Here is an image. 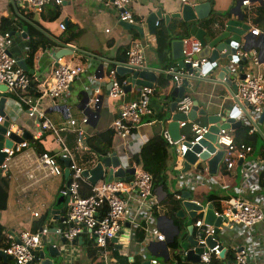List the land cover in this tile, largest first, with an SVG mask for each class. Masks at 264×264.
<instances>
[{
    "label": "crops",
    "instance_id": "0c3cea01",
    "mask_svg": "<svg viewBox=\"0 0 264 264\" xmlns=\"http://www.w3.org/2000/svg\"><path fill=\"white\" fill-rule=\"evenodd\" d=\"M131 1V10L135 21L138 23L137 26L143 29L144 39L146 40L140 39L138 34L136 36L133 30H124L119 25L120 22L118 21L116 10L110 4L101 3L98 0H63L62 4L57 7L54 4L47 5L41 13H29L24 6H20L16 2L12 4L10 0H0V20L8 18L18 28L16 31L8 32L12 36V42L8 48L9 54L25 64L29 49V27L52 41L55 45L53 48H48L44 52L39 53L33 67L27 68L36 79H43L49 74L54 63V54L60 50L59 46L54 42L58 40L52 35H60L64 39L69 36L73 37L74 39L71 43L58 42L81 51L73 52L71 55L61 58L63 63L83 68L82 73L71 84L69 92L63 99V105L51 107L47 101L43 100L39 102L38 108L45 112L46 118L55 126L65 128L60 131V137L66 147L73 152L76 163L83 170H85L86 164L83 158L88 153V147L86 145L87 149L83 152H74L77 136L66 122L69 119L74 120L77 123L76 127L83 129L87 140L88 137L109 129V125L116 118L122 102L137 99L139 91L137 87L125 93V96L121 99L110 98L107 90V86L110 84L109 72L116 68L115 64H122V59H126L127 50L135 41H147L145 67L159 72L155 74V83L152 88L154 91L152 96L154 116L166 109L165 89L159 86L158 83L168 75L161 65L156 62L154 38L148 32L146 20L150 14L157 11H161L162 16L177 13L183 3L177 0ZM240 1L187 0V3L193 6L209 3L211 9L208 19H211L212 23L209 26H205L202 23L204 20L192 25L197 26V28H203L206 31L210 29L211 25L220 26L221 22H219L218 15L227 13ZM245 1L248 2L247 5L242 4ZM55 8L60 10L56 26L54 24L55 21H43L50 11L52 12ZM241 12L244 15V23L249 25L252 30L256 29L259 31L257 36L251 35L257 42L252 41L250 48L252 49L251 52H254L256 58L261 62L259 71L264 75V25L255 27L254 23L264 13V0H242ZM64 20H68V26L62 30L60 26H64ZM173 20L175 19H171L169 24ZM160 21L164 22V20ZM38 23L45 28L40 27ZM2 35L3 33L0 31V38ZM193 36L194 34L188 39L195 40ZM82 52L88 53L92 57ZM247 67L249 66H246L244 71ZM208 69H210L208 63L202 67V72L208 78L207 85H204L203 81L200 80H188L190 87L185 90V96L192 103L197 102L199 108L206 111V116H199L193 124L209 125L208 116H223V111H230L237 107L235 104L236 100L242 102L237 98V89L233 91L221 81V84H219V81L216 80L218 72L216 68L213 69V72L207 73ZM233 84L237 88L239 83L234 81ZM95 90H98L96 95L93 93ZM85 92L89 96L86 103L82 101L85 97ZM94 97L99 100L97 109L93 108L90 103V100ZM2 98L6 99L5 112L10 117L9 127L11 126L14 131L17 128L21 129L22 136L27 134V136L31 137V140L25 139V146L21 147L20 152L15 153L13 158L8 161L7 167L2 169L1 177H6L9 180V189L7 209L0 212V228L3 229V234L6 236L17 237L22 231L32 230V225L38 219L42 216H47L49 218L48 224H50L48 226L49 231L58 230L60 223L53 220L50 215V207L61 197L60 191L65 187L63 173L60 176H52L46 170L36 169L33 160H27L28 157L25 155L36 156L42 152H48L59 159L61 158L60 145L56 143L53 137L54 141H51V134L48 137H45L44 132L41 135L38 134L37 119L27 117L26 109L18 101L15 92L12 90L0 91V99ZM169 98L171 102L167 112V115H169L168 121L162 122L153 118L151 122L137 126L127 140L114 138L112 152L109 157H117L119 162L118 169H129L131 167L129 160L140 151L150 138L167 133V126L173 115L170 105L174 102L171 96ZM244 112L249 114L251 122L245 118ZM84 117L88 118L86 124L81 122ZM260 118L261 115L254 114L252 110L248 109V106L243 105L241 107V113L236 118V121L241 122L240 128H250L257 134L259 130L262 137L258 134L257 148L251 151L244 161L237 162L231 170L225 169L222 172V166L219 164L216 173L211 175L208 171L207 162H202L200 167H206L207 172L203 170L200 172L197 170L198 168L195 169L192 166L187 173H182L184 160L177 159L175 151L184 141L182 140L176 146L171 147L167 163L166 192L173 195L175 200L180 202V208L176 213L182 224L175 223L171 216L167 215L169 209L160 204L166 199V192L159 188L153 190L152 200L157 207L154 209L155 212L147 209L137 211L136 204L131 203L123 221L118 243L113 244L120 254V258L116 259V264H134L138 260L140 264L147 260H155L157 264H189V262L180 261L175 254L176 249L171 246L176 238L177 229L179 238H187L189 235L187 227L194 224V220L189 219L188 213L182 207V203L186 201L187 194L191 196V200L202 204L204 207L210 205L204 198L208 195H214L221 199L223 209L226 208V203L231 198H241L248 203L256 205L264 212V188L259 184L264 170H256L258 164L264 159L259 151V147L264 145V122L259 123ZM193 124L187 123L183 128H180L181 139L191 136ZM98 162L99 160L94 157V163ZM60 166L64 170L63 166ZM110 169H106V180ZM30 175L33 178H30ZM191 176H196L201 182L193 190L182 184L183 180H188ZM176 196H180V198L177 199ZM180 211L183 212V217H180ZM32 213H38L39 218L32 217ZM134 216L137 218V223L133 222ZM199 216L203 219L202 212H199L196 218ZM126 225H129L128 229H126ZM182 226H185V229H182ZM249 232L240 225L222 223L221 234L218 239L222 248L226 250L224 258L228 259L240 246L246 245L248 242L264 239V223L255 225ZM157 234L164 237L163 241H156L155 236ZM120 247H122L121 250L119 249ZM72 250L73 255L68 264H90L87 254L83 255L86 250L84 246L78 245L77 248ZM138 252H143L144 259L136 255ZM53 258L56 257H50L45 252L46 260L53 262ZM259 262L260 259L257 260V263ZM0 264H10V261L0 259ZM191 264L194 263L191 262Z\"/></svg>",
    "mask_w": 264,
    "mask_h": 264
},
{
    "label": "built area",
    "instance_id": "2783aa9c",
    "mask_svg": "<svg viewBox=\"0 0 264 264\" xmlns=\"http://www.w3.org/2000/svg\"><path fill=\"white\" fill-rule=\"evenodd\" d=\"M20 6H24L29 13H41L49 4L60 6L63 0H14ZM101 3L110 4L118 14L119 22H127L137 25L134 15L131 10V0H98ZM183 4L187 0H177ZM247 5L248 2L242 3ZM159 22L155 24L157 27ZM65 29L63 25L60 26ZM251 34L257 36L259 31L251 29ZM143 40H146L143 38ZM183 41V64L189 65L191 70H199L205 66L208 61L205 58H198L200 45L196 40L184 39ZM12 36L6 32L0 38V86H5L7 90H12L16 93L18 101L25 107L27 117L36 118L39 124V135L45 131L53 134V137L60 145L61 158L70 160V187L69 195L65 187L60 191L61 197H68L69 201L64 215L63 230L49 231L48 225H44L37 232L31 230L22 231L17 237L7 236L9 245L2 250L7 256L12 258L10 264H32L35 259L39 260V252L43 250V242L48 246H52L59 252V264H68L72 258L74 248L78 245L87 247L91 243L94 248L95 257L99 264H116V258L111 256L110 248L113 247V240L116 235L121 233L123 221L129 210V205L135 203L137 211L140 209L157 208L152 200L153 188L152 178L138 166L132 165L130 168L134 170V175L129 179H112L102 180L95 185H91L87 178L82 176L83 168L75 161V155L69 150L64 141L60 137V131L64 127H57L51 123L45 116V112L38 108L40 101H47L49 106L58 107L63 105V99L69 92L71 84L82 73L83 68L80 66H72L61 62V58H55L49 74L43 79H36L32 73L24 70L19 63V60L9 54L8 48L11 45ZM147 41H135L126 52V66L134 69H144L145 67V49ZM248 54L238 53L239 57L249 59V67L244 71L245 79L239 82L237 86V98L247 103L251 110L256 115H262L264 110V75L259 71L260 62L256 58L254 52ZM168 76H171L174 85L177 88L181 86V81L184 77H191L193 74L186 70H177V65L165 70ZM115 68L109 72L111 88L109 96L112 99H121L125 96L123 84H120L116 78ZM199 78L203 84L207 85V77L202 71L199 73ZM32 84H36V92L39 94L36 100L28 97ZM138 97L136 100L122 102L119 106L116 118L110 123L111 129L115 138L119 140H127L132 134V131L143 123H149L154 118V110L152 108V88H138ZM98 94V90L93 92ZM93 108L97 109L98 98L94 97L90 100ZM191 100L188 97H183L178 101L177 112L188 114L191 108ZM0 119V123H1ZM82 124L88 122V118H83ZM66 124L75 131L77 136L76 148L74 152H83L86 150V134L83 129L77 128L76 122L72 119L67 120ZM186 125L185 122L180 123V128ZM14 132L17 136H22V130L17 128L15 131L8 128L5 137H10ZM191 140L188 141L191 146L198 143L204 136L210 133L209 125L193 124L191 130ZM254 132L253 130L250 131ZM167 143L174 147L179 142L174 143L167 133L164 135ZM180 141V142H181ZM216 143L223 148V156L220 162L222 167L231 170L239 161H244L246 156L251 152L249 147L245 145H237L234 143L231 131L221 130L216 135ZM25 146V142L21 144H13L11 149H4L7 153L2 169L7 167L8 161L11 160L15 153L20 152L21 147ZM188 147L181 143L175 151L177 159H183ZM27 160H33L36 169L46 170L49 175L60 176L63 173L62 167L57 164L55 155L48 152H42L36 156L25 155ZM29 160V161H30ZM26 161V162H29ZM207 172V168H201ZM257 171L264 170V159L256 167ZM30 178H33L30 175ZM34 181H36L34 179ZM37 182V181H36ZM87 183L91 190L85 198L79 195L80 183ZM201 183L199 178L191 176L188 180H183L182 184L189 189L197 188ZM177 199L180 196H176ZM263 199V198H262ZM199 204L198 202H196ZM217 217L223 218V223L235 224L244 227L247 232L252 227L260 224L264 220V212L256 205L248 203L241 198H231L226 203V208L222 212L215 213ZM32 217L39 218L38 213H32ZM133 222L137 223V218L134 216ZM196 230L195 240L198 245L204 246V249L199 257V262L196 264H211L212 260L221 261V264H264V239L260 241H251L246 245L240 246L231 257L221 258L222 246L219 242L220 233L215 235L214 228L206 225L203 219L194 222ZM222 226V225H221ZM250 234V232H249ZM212 236L215 245L212 248L206 246V238ZM128 238V237H127ZM64 239V242L62 240ZM79 239L81 243H79ZM156 241H163L164 237L160 234L155 236ZM137 256L144 259L143 252L136 253ZM260 262L257 263V260ZM152 264H157V261L151 260ZM41 260L37 264H42ZM189 264L191 262L189 261Z\"/></svg>",
    "mask_w": 264,
    "mask_h": 264
},
{
    "label": "water",
    "instance_id": "95a60500",
    "mask_svg": "<svg viewBox=\"0 0 264 264\" xmlns=\"http://www.w3.org/2000/svg\"><path fill=\"white\" fill-rule=\"evenodd\" d=\"M12 4L15 3L14 0H10ZM242 1V0H241ZM241 1L234 8L230 9L225 14H219L220 26L211 25L210 29L206 31L203 28H197L196 33L194 34V39L200 45V52L198 53V58L208 59V72H213L214 68L218 70L216 80L219 81V84L223 82L224 85L231 88L233 91L236 90L233 82L237 81L238 83L245 79L244 68L249 65V59L246 57H239L238 53L248 54L250 57L251 52V42H257L254 37H251V27L244 23V15L241 12ZM211 13L209 3H202L196 6L185 3L182 4L180 11L171 15L162 16L161 11L150 14L146 20L148 27V32L150 35H154L156 31L155 24L160 20H164L165 24L168 25L171 19L181 20L185 24H194L198 21L206 20L209 18ZM119 25L126 31H135L139 35L140 39L144 38L143 29L137 25L129 24L127 22H120ZM68 26V20H64V27ZM15 34V33H12ZM25 36V34H23ZM60 50L54 54L55 58H63L65 56L71 55L73 52H81L71 46L63 44L58 41H54ZM171 56L173 61L176 62L177 70L182 69L190 71L193 75L191 77H184L181 81V86L179 88L174 85L170 96L174 99V102L170 105L171 120L167 126V134L172 139L174 143L181 141L180 133V123L185 122L193 124L197 121L199 116H206V111L199 108L197 102L191 103V108L188 114L176 113L178 101L185 97V90L189 88L188 80L202 81L199 78V73L202 71V68L199 70H191L189 65L183 64V41L174 40L170 45ZM240 49V50H239ZM240 52V53H241ZM83 53V52H82ZM87 56L92 57L88 53H83ZM20 66L27 70L24 62L19 61ZM261 63V62H260ZM116 74L125 79V85L123 90L125 93L129 92L132 88H153L155 83V74L159 73L154 69L144 68V69H134L126 66L125 64H115ZM31 73V72H30ZM221 81V82H220ZM111 88V83L107 86L109 91ZM0 91H7L5 86H0ZM109 93V92H108ZM89 96L85 92V97L82 101L85 103L88 102ZM236 108L230 111H223V116L221 115H212L207 117L208 124L210 126V133L203 137L195 145L191 146L188 141L182 142L184 145H187L188 150L183 156V169L182 173H187L193 166L195 169L200 167L202 162H207L208 171L211 175L216 173L217 167L219 166L222 156L223 148L216 143V135L221 130L226 131H236L240 128L241 122L236 121V118L241 113V107L248 106L246 102L235 101ZM6 99H0V177L2 174V165L7 158V153L4 152V149H11L13 143L21 144L24 140H31L30 136L24 134L22 137L17 136L14 132L11 133L10 137L6 138V132L10 125V117L5 112ZM248 109L251 110V107L248 106ZM175 112V113H174ZM245 118L251 122V118L247 112L243 113ZM264 122V110L261 115L260 122ZM38 125L39 122L37 121ZM255 127H257L255 125ZM258 134L262 137L261 133L258 130ZM57 164L62 165L63 170V179L65 182V188L67 190V195H69V187L71 180L70 176V160L68 158H57L55 157ZM119 162L117 157H106L96 163L91 169H85L82 172V176L88 179V182L91 185L97 184L99 181H102L106 177V169H110L109 176L107 180L112 179H124L130 178L134 175V170L129 169H118ZM117 169V170H115ZM115 170V171H114ZM68 197H60L56 202L50 207V215L53 220L58 221L59 229L63 230V222L65 220L64 215L67 209ZM183 209L188 213L190 220H195L199 212L203 213V221L206 225L212 226L214 228L215 235L220 233V227L223 223V218L216 216V211L213 206L210 204L204 207L202 204H197L195 201L191 200V196L187 194L186 201L182 203ZM180 217H183V212L180 211ZM264 223V220H263ZM126 229L129 228V225L125 226ZM177 229V228H176ZM188 237L179 238V231L177 229L176 238L174 240L176 244V256L182 262H192L194 264L199 262L200 254L202 253L204 246L198 245L194 232V225L187 227ZM121 233L116 235V238L113 242H117ZM64 242V239L62 240ZM79 243L81 240L79 239ZM215 241H213L212 236L206 238V246L209 248L214 247ZM120 250L122 247L119 248ZM225 249L222 248V254L220 257L223 259L225 254ZM45 252L49 254L50 257L59 258V252L56 248L52 246L47 247V251L40 250L39 260L42 264H54L51 260L45 259ZM0 259L12 261L10 256H7L3 251H0ZM38 259H35L32 264H37ZM141 264H152L150 261H144Z\"/></svg>",
    "mask_w": 264,
    "mask_h": 264
},
{
    "label": "trees",
    "instance_id": "16d2710c",
    "mask_svg": "<svg viewBox=\"0 0 264 264\" xmlns=\"http://www.w3.org/2000/svg\"><path fill=\"white\" fill-rule=\"evenodd\" d=\"M54 6H58L55 5ZM60 16V10L55 8L50 11V13L47 15V17L44 18L43 21L45 22H54L58 19ZM30 19V18H29ZM32 20V19H30ZM35 22L34 20H32ZM36 23V22H35ZM202 23H204L205 26H209L212 23L211 19H206ZM255 23V27H262L264 25V13L258 18V20ZM40 26V24L38 23ZM43 27V26H40ZM45 27H43L44 29ZM18 28H16L13 24V22L8 18H2L0 20V31L4 34L6 32H12L16 31ZM197 26L191 25V24H185L179 20H173L170 24L166 25L163 21H159L158 26L156 27V31L153 35L154 38V53H155V59L156 62L161 65V67L164 70H167L171 67H175L176 62L172 60L171 58V49L170 45L171 42L174 40H184L190 38L193 34L196 33ZM136 36L137 33L133 32ZM55 39L58 41L64 42V43H71L73 41V37L69 36L68 38H62V36H56L52 35ZM29 49L28 53L25 59V65L27 68H32L35 62V59L39 55V53L44 52L48 48H53L55 45L52 41L48 40L46 37L41 35L40 33L32 30L29 27ZM126 59H122L121 63H125ZM116 78L120 84H123L125 81L123 78H120L116 75ZM159 86L163 87L165 89V98H166V109L163 110L161 113L154 116L156 120H160L162 122H166L169 120V115H167L169 110V104L171 102L170 100V94L174 87V81L171 76H167L161 79L158 83ZM36 84H32L31 90L28 93V97L32 98L33 100H36L39 94L36 92ZM250 128H239L236 131L231 132V135L233 137L234 143L237 145H245L246 147H249L251 151H253L255 148H257V139L258 134L257 132H250ZM45 137L50 136L51 134V141L53 134L49 131H45ZM54 138V137H53ZM115 138V134L111 129L104 130L102 132L96 133L91 137H88L86 140V145L88 147V153L87 155H84L83 161L85 164V169H91L94 166V157L97 158V160H102L103 158H106L109 156L112 152L113 148V140ZM192 136H189L186 138V140H191ZM171 149V146L167 143L163 135H156L150 138L140 149V151L134 155L129 160V165H136L141 170L148 173L152 178V188L153 190L161 189L162 191H167V177L166 172L168 170V159H169V150ZM259 151L262 153V157L264 158V145L259 147ZM200 172L202 171L201 167H198ZM225 171V167H222V172ZM129 179V178H124ZM259 184L264 188V172L262 173ZM8 189H9V180L6 177L0 178V212L5 211L7 209V202H8ZM91 190V187L87 183L81 182L79 185V195L83 198L87 197L89 195V192ZM206 202L211 204L214 208V210L218 213L222 212L223 205L221 202V199L214 196V195H208L206 198H204ZM160 204L164 205L169 209L167 215L171 216V218L175 221L177 224H182L181 220L177 217L176 211L180 208V202L178 200H175L173 195H170L166 192V199L163 200ZM155 209V208H154ZM152 209L154 212L155 210ZM201 219L199 216L194 220ZM49 218L47 216H42L38 221H36L32 225V232H37L40 230L44 225H50L48 224ZM181 228V227H180ZM182 229H185V226H182ZM138 235V234H137ZM194 237L196 235V230L194 232ZM9 245V240L7 239V236L3 234V229L0 228V251L7 248ZM173 248L176 249L175 242L171 245ZM87 257L89 258L90 264H99L98 260L95 257L94 248L91 243L87 244ZM111 256L113 258L119 259L120 254L115 249V246H111L110 248ZM231 257V256H229ZM221 261H217L215 259L212 260L211 264H221ZM134 264H140V261L138 260Z\"/></svg>",
    "mask_w": 264,
    "mask_h": 264
},
{
    "label": "rangeland",
    "instance_id": "374dc122",
    "mask_svg": "<svg viewBox=\"0 0 264 264\" xmlns=\"http://www.w3.org/2000/svg\"><path fill=\"white\" fill-rule=\"evenodd\" d=\"M58 21H55V26L57 25ZM96 163H94L95 165ZM100 182V181H99ZM43 250L47 251L48 244L46 242H43ZM87 254V249L83 252V255ZM54 264H59V259L58 258H53Z\"/></svg>",
    "mask_w": 264,
    "mask_h": 264
}]
</instances>
